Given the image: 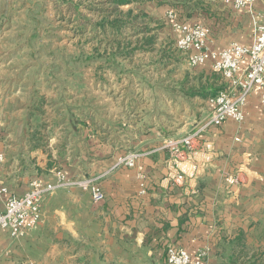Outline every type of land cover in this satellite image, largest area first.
I'll return each mask as SVG.
<instances>
[{
    "label": "crops",
    "instance_id": "crops-1",
    "mask_svg": "<svg viewBox=\"0 0 264 264\" xmlns=\"http://www.w3.org/2000/svg\"><path fill=\"white\" fill-rule=\"evenodd\" d=\"M9 12L0 11V186L22 195L32 179L55 182L61 169L68 178L97 177L104 198L94 201L76 186L48 194L39 222L23 237L0 229V264H167L168 245L182 246L192 257L206 248L205 264H264V106L258 89L250 93L241 123L226 119L211 126L190 151L166 146L187 133L185 121L175 134L126 133V147L140 157L134 167L113 168L126 150L92 135L85 119L60 118L64 109L53 100L58 88L46 85L51 75L42 72L36 55L28 56L23 27L9 23ZM179 12L181 20L208 25L207 46L219 50L231 41L253 42L264 0L243 9L197 0ZM188 78L209 87L216 73L206 62L182 82ZM192 124L191 130L198 122ZM4 198L0 193V204Z\"/></svg>",
    "mask_w": 264,
    "mask_h": 264
},
{
    "label": "rangeland",
    "instance_id": "rangeland-1",
    "mask_svg": "<svg viewBox=\"0 0 264 264\" xmlns=\"http://www.w3.org/2000/svg\"><path fill=\"white\" fill-rule=\"evenodd\" d=\"M167 1L0 0V11L23 27L28 56L51 75L46 85L58 88L60 118L85 119L92 135L128 153L138 151L126 147V133L175 134L184 121L188 133L208 113L206 99L192 93L209 87L182 82L201 65L187 63L165 17L169 8L187 11L197 0ZM214 84L221 85L217 73Z\"/></svg>",
    "mask_w": 264,
    "mask_h": 264
},
{
    "label": "built area",
    "instance_id": "built-area-1",
    "mask_svg": "<svg viewBox=\"0 0 264 264\" xmlns=\"http://www.w3.org/2000/svg\"><path fill=\"white\" fill-rule=\"evenodd\" d=\"M221 1L232 9L252 7L256 2ZM165 17L177 35L175 46L185 53L187 63L196 67L209 62L211 69L220 75L223 85L215 95L208 97L207 101L212 109L197 126L184 136L169 140L166 144L174 152L182 149L190 151L194 141L211 126H220L226 119L241 123L244 119V106L253 89H258L260 102L264 106V18L256 21L255 38L250 45L231 41L222 49L212 50L207 46L210 34L208 25L181 20L172 9L165 12ZM139 157L138 152H128L116 159L113 168L134 167ZM4 161V152L0 149V169ZM55 176L56 181L52 183L41 178L32 179L28 190L22 195L10 192L6 185H1L0 193L4 194L5 198L0 204V229L7 231L13 238L23 237L39 222L44 197L60 188L76 186L88 192L94 201L104 198V192L95 176L82 174L68 178L61 169L55 170ZM206 251V248L202 249L192 257L184 247L168 245L165 258L167 264H205Z\"/></svg>",
    "mask_w": 264,
    "mask_h": 264
},
{
    "label": "trees",
    "instance_id": "trees-1",
    "mask_svg": "<svg viewBox=\"0 0 264 264\" xmlns=\"http://www.w3.org/2000/svg\"><path fill=\"white\" fill-rule=\"evenodd\" d=\"M138 0H107L111 5L114 6H119V5H125V4H130L132 2H136ZM158 4H164V3H169L167 0H157ZM171 9V8H169ZM173 11L176 12L177 16L179 17V11H181L179 8H173ZM131 11H128L127 14L129 15ZM150 42L153 40V38L148 39ZM223 88V85L221 84L220 86H216L215 84L209 86L208 89H199L196 92L194 91L192 95L200 96L203 99H206L210 96L215 95L220 89Z\"/></svg>",
    "mask_w": 264,
    "mask_h": 264
}]
</instances>
